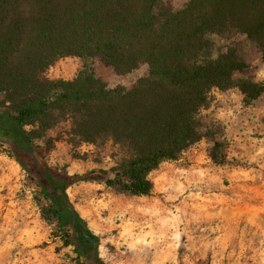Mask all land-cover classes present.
Returning <instances> with one entry per match:
<instances>
[{
  "label": "trees",
  "instance_id": "1",
  "mask_svg": "<svg viewBox=\"0 0 264 264\" xmlns=\"http://www.w3.org/2000/svg\"><path fill=\"white\" fill-rule=\"evenodd\" d=\"M65 56L82 60L78 73L49 77ZM256 61L264 62V0H187L180 8L166 0H0V150L38 187L42 217L75 245L81 264H108L85 237L68 188L99 182L149 195L150 173L203 137L212 160L225 164V145L202 109L216 90L256 101L264 93ZM97 64L117 73L146 64L147 72L128 88L99 76ZM62 122L71 137L111 141L124 156L83 172L52 164L60 138L50 132Z\"/></svg>",
  "mask_w": 264,
  "mask_h": 264
},
{
  "label": "rangeland",
  "instance_id": "2",
  "mask_svg": "<svg viewBox=\"0 0 264 264\" xmlns=\"http://www.w3.org/2000/svg\"><path fill=\"white\" fill-rule=\"evenodd\" d=\"M166 1L180 8L187 0ZM256 64L252 74L264 78V62ZM81 66L79 57L65 56L47 75L69 79ZM96 70L129 88L147 65L128 73L101 64ZM202 116L225 145V164L212 160L213 143L203 137L150 173L149 195L99 182L68 188L108 264H264V93L245 105L238 89L216 90ZM68 131L62 122L50 132L60 138L50 162L70 173L110 167L124 156L120 145L81 142ZM37 196L25 170L0 150V264H81L75 245L42 217Z\"/></svg>",
  "mask_w": 264,
  "mask_h": 264
},
{
  "label": "water",
  "instance_id": "3",
  "mask_svg": "<svg viewBox=\"0 0 264 264\" xmlns=\"http://www.w3.org/2000/svg\"><path fill=\"white\" fill-rule=\"evenodd\" d=\"M77 221H78L79 224H82L83 223V218L79 217L77 219ZM83 233H84L85 237L88 239L90 244H92V245H97L98 244L99 240H98V238L95 236V234L93 232H90L87 229H84Z\"/></svg>",
  "mask_w": 264,
  "mask_h": 264
}]
</instances>
